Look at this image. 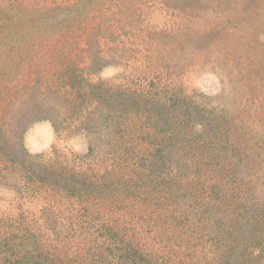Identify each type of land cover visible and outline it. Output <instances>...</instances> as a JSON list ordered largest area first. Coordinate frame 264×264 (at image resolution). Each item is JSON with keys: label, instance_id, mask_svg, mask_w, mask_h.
I'll return each instance as SVG.
<instances>
[{"label": "rangeland", "instance_id": "1", "mask_svg": "<svg viewBox=\"0 0 264 264\" xmlns=\"http://www.w3.org/2000/svg\"><path fill=\"white\" fill-rule=\"evenodd\" d=\"M0 264H264V0H0Z\"/></svg>", "mask_w": 264, "mask_h": 264}]
</instances>
